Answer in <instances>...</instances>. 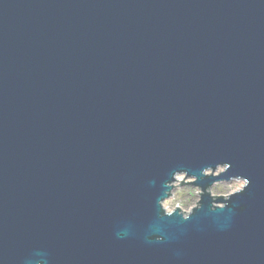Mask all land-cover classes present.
<instances>
[{"label":"water","instance_id":"obj_1","mask_svg":"<svg viewBox=\"0 0 264 264\" xmlns=\"http://www.w3.org/2000/svg\"><path fill=\"white\" fill-rule=\"evenodd\" d=\"M0 264H264V0H0Z\"/></svg>","mask_w":264,"mask_h":264},{"label":"rangeland","instance_id":"obj_2","mask_svg":"<svg viewBox=\"0 0 264 264\" xmlns=\"http://www.w3.org/2000/svg\"><path fill=\"white\" fill-rule=\"evenodd\" d=\"M183 176V175H182ZM186 178L179 176V181L176 183L178 189L172 193L171 199L166 202V207L169 211L180 207L184 211L189 212L200 200V191L198 188L190 184H184ZM191 182L193 179H188ZM244 185V181L239 180L233 183H217L213 186V194L215 196H226L234 191L239 190Z\"/></svg>","mask_w":264,"mask_h":264},{"label":"clouds","instance_id":"obj_3","mask_svg":"<svg viewBox=\"0 0 264 264\" xmlns=\"http://www.w3.org/2000/svg\"><path fill=\"white\" fill-rule=\"evenodd\" d=\"M244 183H245V184H247V183H248V181H247V180H245V181H244Z\"/></svg>","mask_w":264,"mask_h":264},{"label":"bare ground","instance_id":"obj_4","mask_svg":"<svg viewBox=\"0 0 264 264\" xmlns=\"http://www.w3.org/2000/svg\"><path fill=\"white\" fill-rule=\"evenodd\" d=\"M181 178H183V176H181Z\"/></svg>","mask_w":264,"mask_h":264}]
</instances>
